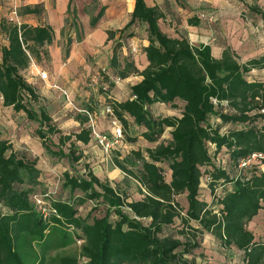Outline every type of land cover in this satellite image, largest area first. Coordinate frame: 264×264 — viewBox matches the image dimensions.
<instances>
[{"label":"trees","instance_id":"obj_1","mask_svg":"<svg viewBox=\"0 0 264 264\" xmlns=\"http://www.w3.org/2000/svg\"><path fill=\"white\" fill-rule=\"evenodd\" d=\"M247 7L264 18L257 5ZM19 12L38 17L42 7L23 5ZM164 17L157 5L133 0L128 22L107 30L116 43L103 79L107 86H100L99 94L122 126L121 145L111 149L122 183L111 184L85 166L81 174L63 172L65 196L45 198L38 192L36 160L0 140V264H211L194 257L205 233L222 250L237 254L241 264H264V240L247 226L264 211V157L236 169L241 159L264 153V55L241 63L225 45L215 57L210 43L194 45L165 32ZM199 18L194 14L188 23L196 25ZM140 26L147 41L142 70L128 57L121 63L115 50ZM53 39L46 23L17 24L0 17V97L3 106L35 124L32 136L47 154L73 166L92 140L89 116H72L78 130L58 127L23 74L31 62L48 57ZM253 69L263 70V79L250 78ZM131 74L141 79L129 87V96L110 99L113 77ZM160 104L177 113L159 112L154 106ZM83 110L94 117L90 102ZM210 149L213 155L225 154V167L215 164ZM131 183L138 197L128 192ZM87 202L88 211L80 213Z\"/></svg>","mask_w":264,"mask_h":264},{"label":"crops","instance_id":"obj_2","mask_svg":"<svg viewBox=\"0 0 264 264\" xmlns=\"http://www.w3.org/2000/svg\"><path fill=\"white\" fill-rule=\"evenodd\" d=\"M90 1L91 0H82L81 6L78 7L76 0H0V17L7 18L13 22H16L17 24L27 23L30 25H37L40 23H46L50 25L54 33V39L52 43L47 46L48 54L51 60L49 69L51 72L53 70L56 74L62 73V76H65L64 74L74 76V80H70V83L75 84L73 86L69 85V88L73 92H86L82 89L83 87L78 88V85L82 83V77L90 76L92 81H96L100 70L105 71L107 69L108 71L109 60L112 54L109 44L112 40L107 38V30H116L122 28L128 22L133 8V0H98V3H100L99 10L103 8V11L96 23L92 25L90 24V14L83 10V7L89 4ZM250 1L251 0H246L248 4L253 2L251 5H257L264 12V0ZM145 2L148 5H157L160 8L165 14L163 19L164 21H178V28L172 29L173 33L168 32L165 27L161 25L165 32L171 34L172 36H184L191 44L194 45L199 43H210L212 54L215 57H219L221 55L225 45L229 46L238 55L239 61L241 63L246 62L250 58H257L264 55V34L263 37L260 35L256 37L255 34L243 32L244 30L242 25H239V22L234 16H226L224 15L225 12L223 14V9H230V2L228 0H172L170 4L174 3L175 5V14L172 12L168 14V8H166L162 1L154 2L153 0H145ZM35 4H39L42 7L41 16L37 17L36 15L32 14H20L19 9L21 6H33ZM201 6H208L214 15H212L210 18H205V21H202L200 20L201 18H199V21L196 25L189 24L188 18L194 15L197 9H199ZM68 10H70V13H68ZM91 11H93V9H91ZM83 12L85 13L84 16L86 20H88L87 26L85 24L83 25L80 19V13ZM93 15L94 13L91 16ZM69 20L77 22L79 26L78 29L80 30L81 34L80 38L74 39L72 29L67 38V40L70 39V43L68 44L66 40V45L69 46V49L65 50L64 57L62 58L63 47L62 43L61 45L58 44V41L60 39V33L65 29L68 31L67 27L69 25ZM220 24L226 29L223 28L224 31L222 32H215L213 28L215 26L221 28V26H219ZM169 25L170 23L167 24V26ZM175 30L176 32H174ZM134 31L136 32V35L131 37L130 40L126 42V44L122 43L123 45L120 47L121 58H119V61L122 63L123 59L128 57L133 60L138 70H142L147 65L146 58L142 52V47L147 45V41L145 39L144 32H141L139 35L138 29H135ZM237 33H239V36H236L238 35ZM218 40H221V42L219 43ZM134 51H138V53L134 54ZM254 71L260 72V74L258 72L259 75L256 76V78L263 79V70L253 69L250 73ZM140 79L141 77L137 74H131L125 78L113 77L112 80L114 85L109 90L108 97L116 101L125 100L129 96V87L132 84L137 83ZM28 82L32 83L36 88L38 87L36 85L37 83L29 78ZM54 94V90L53 92L48 90L47 93L44 92L43 94L44 98L51 106H54L55 101H57V98ZM69 94L66 93L68 98ZM85 95L86 96L84 97H86V101L89 99V96H87V94ZM154 107H156L158 110V105H155ZM172 110L174 112L176 111V109H171V111L169 109L168 111L162 113L169 115L174 114ZM2 113H8L12 115L10 120L13 117L12 109L10 107L3 106L0 97V124H3V122L6 120L3 118ZM97 119L98 120L95 123V128L97 131H100L99 129L104 128L110 129L108 124L106 127L104 124H100L101 120L104 119V116H100ZM73 122L76 127L78 126L79 128L78 123L76 121ZM165 134L166 136L164 137H167V132ZM0 140H7L9 143H11L13 151L17 152V146L13 142L11 136H3L0 134ZM22 141H27L26 143L34 145L36 150L38 149L37 151L43 152V148L33 136H27L26 138L25 136H22L20 142L24 144ZM88 145H86V147ZM27 157L30 156L27 155ZM38 168L40 169V166H38ZM116 169L119 171L118 173H121L120 175L118 174L119 178H121L123 173L118 168ZM261 212L263 211H260L259 214L248 223V226H250L251 223H253L258 218Z\"/></svg>","mask_w":264,"mask_h":264},{"label":"rangeland","instance_id":"obj_3","mask_svg":"<svg viewBox=\"0 0 264 264\" xmlns=\"http://www.w3.org/2000/svg\"><path fill=\"white\" fill-rule=\"evenodd\" d=\"M154 2L156 1H162L166 8H168V14L169 13H174L175 14V5L170 4L172 0H153ZM230 2V9H223V14L226 16H234L237 21L239 22V25H242L243 32H248L249 34H255L256 37L260 35L263 37L264 34V18H262L259 14H254L248 10V5L253 4V0H251L250 4L246 2V0H228ZM77 6L80 7L82 0H76ZM100 3H98V0H91L89 4L85 5L83 7V10L88 12L90 17L94 13L93 16H96L98 13V10L100 8ZM93 9V11H91ZM194 14H205V17H200L202 21H205V18L211 17L213 12L211 11L208 6H201L199 9H197L196 13ZM85 13H80V19L86 26L88 25V20L85 18ZM71 18V17H70ZM76 18V17H75ZM236 22V23H238ZM73 23V24H72ZM167 26V24H169ZM180 23V22H179ZM212 23V21H211ZM68 31L65 29L63 32L60 33V39L58 41V44L63 47V52H62V58L64 57L65 50L69 49V46L66 45V40L68 38V35L73 29V34H74V39L80 38V30L78 29L79 26L76 21L69 20L68 21ZM178 21H164L161 23L162 26L165 27V29L170 32H172V29H176ZM175 25V26H173ZM218 26H215L213 30L215 32H222L223 26L220 24ZM75 27V28H74ZM226 29V28H224ZM139 35L142 32V27H139ZM182 30V29H181ZM176 32V30L174 31ZM236 34V33H234ZM239 36V33H237ZM248 35V34H247ZM129 39H124L123 43L126 44ZM219 43L221 40H218ZM116 41L112 40L111 43L109 44L110 48H114ZM116 52H118L119 58H121L120 54V48L115 49ZM114 51L112 50V53ZM133 52V51H132ZM138 53V51H134V54ZM110 54V52H109ZM63 61V60H62ZM50 57L48 54V57H45L42 59L41 62H31L30 66L26 71H24V77L27 79L28 78L35 81L37 84V90L40 96L44 99V102H46L47 105V110L51 113V115L55 118V123L58 127L62 128L63 130H75L78 129V126L74 124V120L72 116L76 113H85L83 112V104L86 102H90L93 106V112L95 116L93 117V125L95 126L97 122V118L100 116L103 117L104 119L101 120L100 124H104L105 127L107 124L109 125L108 122V116L103 111L104 105L106 104L104 95L99 94V89L100 86L103 88L107 86V83L103 80L104 76H108L105 72H107V69L105 71L100 70L99 74L97 75L96 81H92L90 79V76H85L82 77V83L78 85L79 87H83L82 89L85 90L86 92H73L70 88V86H73L75 83H70V80H74V76H69L68 74H64L65 76H62V73H54L50 71ZM62 63V62H61ZM45 71L47 74V78L42 79L39 74L40 72ZM259 71H254L249 74L250 78H255L260 74H258ZM78 77V76H75ZM87 78V80H86ZM117 79V78H116ZM53 85H56L57 87L61 88L62 90H65L66 93L69 94V98L65 96V94L62 93V91L54 87ZM73 89V88H72ZM55 91V97L57 98V101H55L54 106H51L48 101L44 98V92L47 93V91ZM72 91V93H71ZM82 94V95H79ZM89 96L88 100L85 101L86 96ZM179 102H177V106H179ZM180 107V106H179ZM158 111L159 112H166L171 108L168 105H158ZM173 111V110H172ZM174 112V111H173ZM174 113H177L175 111ZM13 117L10 120V117L12 115L8 113H2L3 118H5V122L3 124H0V134L3 136H11L13 142L17 146V154L22 155L27 157L29 155L30 157H27L29 159H34L38 163V166H40L41 169V176H40V185H39V190L38 192L40 193L41 196H45V198H61L62 196L66 195V189L62 187V180H63V172L65 170H68L72 174H81L84 171V167L88 166L90 170H92L99 178L101 179H108L111 184H114L115 182H120L122 183L123 181V174L122 177L119 178V175L121 173H118L119 171L113 166L112 164V154H113V149L105 152L102 150V148L95 142V140L92 137L91 142L89 145L86 147H82V159L79 163L71 166L69 165L64 159L58 160L53 157H51L49 154H47L44 150L42 151H37L36 147L34 145H31L29 143H26L27 141H22L24 142L21 143L20 140L22 136H27L32 137L33 135V130L35 128L34 123L28 122L22 113H12ZM56 115V116H54ZM96 120V121H95ZM211 122L214 121V118L211 117ZM99 132L107 133L109 132V129L104 128V129H99ZM166 136V134H165ZM139 148L143 149L145 146L144 142H139L138 143ZM137 146V147H138ZM19 148V149H18ZM90 148V149H89ZM126 148V147H125ZM125 149H123L124 151ZM210 154L214 157V162L215 164L221 167H225L226 164V156L223 153H220V155H213L212 149H210ZM37 155V156H35ZM35 156V157H33ZM264 169V166H261ZM237 171L241 170L240 168H236ZM119 174V175H118ZM202 190H205L206 192L208 191L207 186L205 185V182L202 184ZM128 192L131 194L132 197H138V193L136 192V188L133 183L130 184L128 188ZM42 193V194H41ZM39 195V194H38ZM203 198L205 197L208 201L211 200V196L209 194H203ZM91 206V203L87 202L86 205H83L79 207V211L82 214H85L88 211V208ZM248 226V225H247ZM249 227V230L253 232L255 237L257 239L264 240V211L261 212V214L258 216V218L251 223ZM200 248L195 250L194 252V257L195 260L201 263L205 262H210L211 264H241L239 256L235 253H229L224 250H222L219 245L217 244L216 240L210 236L209 234H203V236L200 239Z\"/></svg>","mask_w":264,"mask_h":264},{"label":"built area","instance_id":"obj_4","mask_svg":"<svg viewBox=\"0 0 264 264\" xmlns=\"http://www.w3.org/2000/svg\"><path fill=\"white\" fill-rule=\"evenodd\" d=\"M200 17H205V14H200ZM210 18V17H208ZM39 76L42 79L47 78V74L45 71L40 72ZM54 87H57L53 85ZM59 88V87H57ZM63 94L66 96V92L59 88ZM83 110V109H82ZM104 113L106 116H108V122H109V132L103 133L96 130L95 126L93 125V116H91L87 111L83 110L88 116H89V125L91 127V134L95 142L104 150L105 152L110 151L113 148H116L121 144V138H122V126L120 122L112 115V109L104 105L103 108ZM261 112L264 113V108L261 109ZM264 157V153H252L251 155L241 159L238 162V168L243 169L246 168L259 160H261ZM35 203L38 205L39 209L41 210V213L46 216L47 210L42 207V200L38 197L34 198Z\"/></svg>","mask_w":264,"mask_h":264}]
</instances>
